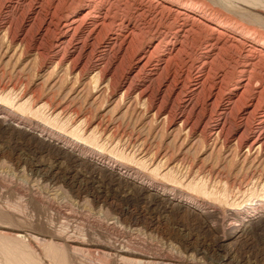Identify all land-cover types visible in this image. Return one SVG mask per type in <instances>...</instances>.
I'll use <instances>...</instances> for the list:
<instances>
[{"label": "rangeland", "instance_id": "374dc122", "mask_svg": "<svg viewBox=\"0 0 264 264\" xmlns=\"http://www.w3.org/2000/svg\"><path fill=\"white\" fill-rule=\"evenodd\" d=\"M174 1L196 18H176L178 13L169 4ZM77 11L88 20L71 31L67 43L57 46L63 32L53 26ZM102 16L111 17L112 33H128L130 19H136L142 31L136 32L129 47L118 35L113 50L104 47L106 52L105 44L88 38ZM50 21L52 28L45 29ZM177 26L189 33L185 51L168 60L166 71H155L158 60L167 58L164 42L174 37ZM210 26L221 27L223 35L209 31ZM242 29L264 40V0H0V122H25L18 123L22 129H0V264H264V226L246 229L248 223H243L246 212L260 204L264 212V148L248 147L259 132L264 133V123L258 122L264 117V51L249 47L253 38L243 40L246 44L234 41ZM215 37L224 47L206 75L209 84L192 98L195 108L185 107L183 87L201 64V44ZM148 49L153 54L142 70L144 60L136 63L135 56ZM245 55L256 69L250 71L247 92L233 97L240 77L236 63L240 65ZM212 83L219 88L213 90ZM229 101L234 105L230 103L233 110L227 111L223 123L227 136L217 137L219 106ZM181 111L190 118L192 131L174 120ZM40 133L78 149L81 156L112 161L177 198H192L204 206L205 214L195 220L170 210L165 201L97 183L102 176L85 169L81 156L42 140ZM16 158L21 160L19 167ZM33 164L45 173L57 172V179L34 174L29 168ZM79 182L85 187L80 196ZM97 191L107 201L96 204ZM114 205L132 220L123 222ZM240 229L241 237L234 238ZM183 241H189L190 249L185 250ZM118 249L129 254L120 256Z\"/></svg>", "mask_w": 264, "mask_h": 264}, {"label": "bare ground", "instance_id": "6f19581e", "mask_svg": "<svg viewBox=\"0 0 264 264\" xmlns=\"http://www.w3.org/2000/svg\"><path fill=\"white\" fill-rule=\"evenodd\" d=\"M172 1V0H171ZM19 2V1H18ZM158 2H160V1H158ZM162 2V1H161ZM160 2V3H161ZM13 3V2H12ZM20 3V2H19ZM89 3V2H88ZM165 3V2H164ZM189 3V2H188ZM165 4H167L168 5V3H165ZM170 5H171V8H173L174 10H176L177 12L175 13V14H177L176 16V18H178V16H181V18L183 17L182 15H186L187 16V18L188 17H191L192 19H194V18H196V17H194V15H192V14H190L189 12H187L188 10H186L185 8H183L182 6L184 5V4H182V3H180V2H178V1H174V3H169ZM84 5H85V3H84ZM169 5V6H170ZM188 5V4H187ZM17 6H18V4H17ZM164 6V5H163ZM187 7V6H186ZM191 7V6H190ZM17 8V7H16ZM93 8V7H92ZM166 8V7H165ZM168 8V7H167ZM193 8V7H192ZM198 8V7H197ZM95 9V8H94ZM100 9V8H99ZM124 10V9H123ZM172 10V9H171ZM190 10V9H189ZM15 11V10H14ZM34 11V10H33ZM36 11V10H35ZM81 11V10H80ZM87 11V10H86ZM108 11V10H107ZM11 12V11H10ZM38 12V11H37ZM89 12V11H88ZM91 12V11H90ZM89 12V13H90ZM132 12V11H131ZM199 12V11H198ZM40 13V12H39ZM38 13V14H39ZM77 14L75 15V16H73L70 20L68 19L67 20V18L66 19H60V20H58L57 22H58V24H56V25H54L53 27H59L60 29H61V31L63 32V36L61 37V40L59 41H56L57 42V46H59L60 44H63V43H67V41H68V39H70V37L67 39V41H66V38L68 37V35L71 33V31L72 30H74L75 31V29H77L79 26H78V24L79 23H83V22H86L87 20H88V18L87 17H85L84 15H83V17H81V15H79L78 14V11L76 12ZM87 13V12H86ZM95 13V12H94ZM98 13V12H97ZM93 14V13H92ZM107 14V13H106ZM36 15H37V13H36ZM35 15V17H37ZM91 15V14H90ZM108 15V14H107ZM87 16H89V15H87ZM95 16H97V15H95ZM133 16H134V14H133ZM140 16V15H139ZM70 17V16H69ZM110 17V16H109ZM137 17V16H136ZM194 17V18H193ZM64 18V17H63ZM94 18V17H93ZM97 18V17H96ZM172 18V17H171ZM185 18V17H184ZM32 19V18H31ZM35 19V18H34ZM34 19H33V22H34ZM110 19H111V17H110ZM110 19H108V18H106L105 16L103 17L102 16V18L100 19V21L98 22V23H94V28H92V31H93V34H95V35H93V34H91L90 36H88V38H91V39H93L94 41H96L97 40V42L99 43V41H100V45L101 44H105V45H102L103 46V48L104 47H107V48H109V50H111L110 48H112V50H113V46H115L116 44H117V42H118V35H122L123 37H124V40H123V44L125 45V46H130V44L132 43V42H134V40L136 39L135 38V34H136V32H140V31H142V29H141V27H140V24H138V22H136V19H135V22H131V19H130V21H128L126 24H127V27L129 28V29H127V30H129V32L128 33H126L125 35H123V34H118V33H112L113 32V25H111L112 24V21L110 20ZM114 19V18H113ZM189 19V18H188ZM191 19V20H192ZM24 20V19H23ZM30 19H28V21H29ZM52 20V19H51ZM115 20V19H114ZM175 20V19H174ZM178 20V19H177ZM195 20H197V19H195ZM53 21V20H52ZM52 21H50V22H48V24H47V27L45 28V29H51L52 28V25H51V22ZM92 21V20H91ZM95 21H97V20H95ZM57 22H55V23H57ZM194 21H192V23H193ZM152 23V22H151ZM186 23H187V21H186ZM194 23H196V22H194ZM203 23V22H202ZM31 24H33V23H31ZM84 24V23H83ZM108 24H110L109 25V27H106ZM188 24V23H187ZM206 24V23H205ZM205 24H204V27H206L205 26ZM11 25L12 24H10V27H11ZM82 25V24H81ZM89 25V24H88ZM115 25V24H114ZM119 25H121V24H119ZM185 25V20H184V24H183V26ZM23 26V25H22ZM78 26V27H77ZM110 26H112V27H110ZM190 26V25H189ZM202 26H203V24H202ZM21 27V26H20ZM117 27V26H116ZM178 27V26H177ZM198 27V26H197ZM210 27H212V26H210ZM9 28V27H8ZM7 28V29H8ZM28 28H30V27H28ZM40 28V27H39ZM43 28V29H44ZM59 28H58V30H59ZM170 28V27H169ZM189 28V27H188ZM208 28H209V25H208ZM221 27H212V28H210L209 29V31H211V30H213L214 31V33H215V31H217L218 29H220ZM42 29V30H43ZM44 29V30H45ZM115 29V28H114ZM119 29V28H118ZM149 29V28H148ZM168 29V28H167ZM191 31H192V29L191 28H189ZM207 28H205V30H206ZM240 29V28H239ZM83 30V29H82ZM120 30V29H119ZM119 30H118V32H119ZM122 30V29H121ZM12 31H13V29H12ZM25 31V30H24ZM46 31V30H45ZM74 31H72V32H74ZM88 31V30H87ZM91 31V32H92ZM115 31V30H114ZM123 31V30H122ZM147 31V30H146ZM188 30H186L184 27L182 28V27H178L176 30H175V32H174V37H172L171 39L170 38H167L165 41L166 42H164V43H166L165 44V47H166V49H167V58H166V60H164V58L165 57H163L161 60H158V62H157V65H156V67L154 68L155 69V71H160V72H162L163 71V69H165V68H167L166 66H167V64L169 63V61L168 60H170V58L171 57H173L174 55H180V53H184V51H185V48H186V45H185V43L187 42V40H188V35H189V33L187 32ZM212 31V32H213ZM225 31V30H224ZM224 31H222V32H224ZM239 31V33H240V35H239V37L237 36V37H235V36H233V40L234 41H238V42H243V40H248V38H253V42L251 43L252 45L251 46H249V47H251L252 49H255V47H258L259 49H261V50H263L264 51V40H261V39H259V38H257V37H254L253 36V34H251V32H249V31H247V30H238ZM27 32V31H26ZM41 32V31H40ZM47 32V31H46ZM89 32L90 31H88V34H89ZM126 32V31H125ZM173 32V31H172ZM193 32V31H192ZM218 33L220 32L219 30L217 31ZM8 33V32H7ZM123 33H124V31H123ZM158 33V32H157ZM82 34V33H81ZM165 34V33H164ZM213 34V33H212ZM220 34V33H219ZM224 34H225V32H224ZM227 35H228V33H226ZM255 34V33H254ZM9 35V34H8ZM72 35V34H71ZM139 35V34H138ZM211 35V34H210ZM220 35H223V33L222 34H220ZM60 36V35H59ZM101 36V37H100ZM140 36V35H139ZM171 36V35H170ZM13 37V36H12ZM75 37V36H74ZM73 37V38H74ZM216 37H218V36H216ZM215 37V38H216ZM227 37V36H226ZM80 38V40L79 41H81V36L79 37ZM87 38V37H86ZM122 38V37H121ZM190 38V37H189ZM40 39V38H39ZM85 39V38H84ZM90 39V40H91ZM157 39V38H156ZM160 39V38H159ZM199 39V38H198ZM210 39V38H209ZM208 39V41H206V42H204L205 44H201V46H204V47H202L203 48V53L201 54V56H200V58H199V60H200V62H201V64L197 67V68H195L194 70V72H195V75H194V77H193V80L192 81H190V82H188L186 85L183 83V85H185V87H183L184 88V91L187 93V95H185V97H184V99H185V101H184V106L185 107H188V106H190L192 103V98L193 97H195L194 95H197L199 92H201V90L202 91H204L205 89V84H206V82H208V81H206V79H207V77H206V75H209L210 74V72H209V70H211L212 68H210L211 67V63L213 62V60H214V58L215 57H217V51L219 50V53H220V50L222 49V47H224V43H222L218 38H216V39H214V40H209ZM224 39V38H223ZM24 40V39H23ZM37 40V39H36ZM54 40H55V38H54ZM76 40V39H75ZM83 40V39H82ZM86 40V39H85ZM22 41V40H21ZM43 41V40H42ZM87 41V40H86ZM138 41V40H137ZM151 41H152V39H151ZM191 41V40H190ZM74 42V41H73ZM93 42V41H92ZM139 42V41H138ZM160 41L158 40V43H159ZM247 42V41H246ZM75 43V42H74ZM78 43V42H77ZM80 43V42H79ZM84 43V42H83ZM82 43V44H83ZM122 43V42H121ZM152 43V42H151ZM161 43V42H160ZM228 43V39H226V42H225V44H227ZM235 43V42H234ZM244 43V42H243ZM242 43V44H243ZM247 43H249V42H247ZM72 44V43H71ZM76 44V43H75ZM89 44V43H88ZM229 44H231V43H229ZM241 44V45H242ZM244 44H246V43H244ZM24 45V44H23ZM56 45V44H55ZM74 45V44H73ZM120 45V44H119ZM122 45V44H121ZM149 45V44H148ZM161 45V44H160ZM159 45V46H160ZM231 45H233V44H231ZM54 46V45H53ZM62 46V45H61ZM64 46V45H63ZM80 46H81V44H80ZM123 46V45H122ZM128 46V47H129ZM222 46V47H221ZM236 46V45H235ZM242 46H244V45H242ZM51 47V46H50ZM66 47H67V44H66ZM69 47V46H68ZM72 47V46H71ZM75 47H77V46H75ZM74 47V48H75ZM82 47V46H81ZM80 47V48H81ZM136 47V46H135ZM149 47V46H148ZM153 47V46H152ZM164 47V46H163ZM226 47V46H225ZM227 47H229V48H231L230 46H227ZM226 47V48H227ZM52 48V47H51ZM61 48V47H60ZM102 48V49H103ZM127 48V47H126ZM134 48V47H133ZM226 48H224L223 49V51H225L226 50ZM229 48H227V50L229 49ZM233 48V47H232ZM235 48V47H234ZM240 48H241V50L240 51H242V48L243 47H241L240 46ZM66 49V48H65ZM118 49V48H117ZM163 49V48H162ZM57 50V49H56ZM63 50V49H62ZM72 50V49H71ZM79 50V49H78ZM103 50H105L106 51V49L104 48ZM244 50V49H243ZM248 51H250L249 49H247ZM246 50V51H247ZM256 50V49H255ZM53 51V50H52ZM55 51V50H54ZM53 51V52H54ZM125 51H126V49H125ZM146 52H149L148 54L149 55H147V53L146 52H143V53H141V54H135L136 56H135V58H136V63H140L142 60H144V62L142 63V65H143V68H142V66L140 65V67L139 68H142V70L146 67V64L147 63H149L150 62V58L152 57V55L151 54H153V50L151 51L150 49H148V50H145ZM157 51V50H156ZM245 51V50H244ZM60 52V51H59ZM106 52H109V51H106ZM226 52V51H225ZM257 52V51H256ZM255 52V53H256ZM37 53V52H36ZM71 53V52H70ZM182 53V54H183ZM222 53V52H221ZM240 53V52H239ZM246 53V52H245ZM264 53V52H263ZM81 54V53H80ZM104 54V53H103ZM121 54V53H120ZM166 54V53H165ZM223 54V53H222ZM248 54V53H247ZM246 54V55H247ZM57 55V54H56ZM72 55V54H71ZM75 55V54H74ZM119 55V54H118ZM159 55V54H158ZM178 55V56H179ZM243 55V54H242ZM246 55H245V57H246ZM248 55H250V53L248 54ZM102 56V55H101ZM150 56V57H149ZM238 56H240V55H238ZM237 56V57H238ZM62 57V56H61ZM100 57V56H99ZM103 57V56H102ZM218 57H220V56H218ZM244 58L243 56H240V58ZM249 57H251V56H249ZM253 58V57H252ZM99 59V58H98ZM101 59V58H100ZM181 59V58H180ZM183 59V58H182ZM73 60V59H72ZM79 60V59H78ZM92 60V59H91ZM215 60H217L216 58H215ZM252 59L251 58H248V56L246 57V59L242 62V63H240V65L239 64H237L236 63V71H237V73L239 74V78H238V80L235 82V84L233 85V94H234V96L233 97H237L238 96V98L239 97H241V96H243L244 94H245V92H247V90L249 89V87H250V85H249V81H250V71H252L251 69L253 68V64H254V62H252L251 61ZM71 61V60H70ZM69 61V62H70ZM75 61H76V59H75ZM103 61V60H102ZM105 62V61H104ZM253 63V64H252ZM70 64V63H69ZM84 64V63H83ZM86 64V63H85ZM109 64V63H108ZM262 64H263V62H262ZM175 65V64H174ZM256 65V64H255ZM99 66V65H98ZM101 66V65H100ZM154 66V65H153ZM214 66V65H213ZM263 66V65H262ZM85 67V66H84ZM169 67V66H168ZM256 66H254V69H256L255 68ZM260 67V66H259ZM95 68V67H94ZM219 68V67H218ZM234 68V67H233ZM234 68V69H235ZM100 69H102V68H100ZM132 69V68H131ZM150 69V68H149ZM169 69V68H168ZM97 70V69H96ZM81 71V70H80ZM133 71V70H132ZM165 71H166V69H165ZM149 72V71H148ZM153 72H154V70H153ZM225 72V71H224ZM223 72V73H224ZM254 72V71H253ZM252 72V73H253ZM106 73V71H105V69L104 70H100V72H99V74L102 76V75H104ZM156 73V72H155ZM159 73V72H158ZM209 73V74H208ZM256 73V72H255ZM167 74H168V72H167ZM123 75H126V74H123ZM160 75V74H159ZM165 75V74H164ZM128 76V75H127ZM153 76V75H152ZM130 77V76H129ZM172 77H174V76H172ZM226 77V76H225ZM153 78H154V76H153ZM155 78H156V76H155ZM175 78V77H174ZM253 78V77H252ZM120 79V78H119ZM124 79V78H123ZM122 79V80H123ZM131 79V78H130ZM237 79V78H236ZM246 79H247V81H246ZM167 80V79H166ZM173 80V79H172ZM208 80V79H207ZM153 81H154V79H153ZM119 82V81H118ZM127 82H129V81H127ZM162 82V81H161ZM220 82H222L221 80H220ZM160 83V82H159ZM208 84H209V82H208ZM164 85V84H163ZM166 85V84H165ZM213 85V86H212ZM212 89L213 90H216L217 88H219L218 87V85L219 84H213L212 83ZM170 86H171V84H170ZM187 86V87H186ZM210 86V85H209ZM172 87V86H171ZM146 88V87H145ZM164 88V87H163ZM182 88V87H181ZM207 88V87H206ZM125 89V88H124ZM127 89H129V88H127ZM126 89V90H127ZM131 89V88H130ZM158 89V88H157ZM165 89H167V88H165ZM174 89V88H173ZM178 89V88H177ZM204 89V90H203ZM125 90V91H126ZM171 90V89H170ZM140 91H142V89L140 90ZM161 91V90H160ZM164 91L165 90H163L162 92L164 93ZM181 91V90H180ZM211 91V90H210ZM250 91V90H249ZM255 91V90H254ZM127 92V91H126ZM130 92V91H129ZM146 92V91H145ZM170 92V91H169ZM214 92V91H213ZM140 93V92H139ZM178 93H180V92H178ZM230 93H232V92H230ZM262 93V92H261ZM126 94V93H125ZM129 94V93H128ZM177 94V93H176ZM210 94V93H209ZM217 94V93H216ZM232 94V95H233ZM260 94V93H259ZM138 95V94H137ZM179 94H177V96H178ZM184 95V94H183ZM231 95V96H232ZM140 96H144V93H143V91L140 93ZM154 96V95H153ZM156 96V95H155ZM169 96V95H168ZM198 96V95H197ZM197 96H196V99H198L197 98ZM209 96H212V94H210ZM150 97V96H149ZM176 97V96H175ZM182 97V96H181ZM208 97V96H207ZM216 97H217V95H216ZM232 97V98H233ZM254 97V96H253ZM148 98V97H147ZM146 98V99H147ZM154 98V97H153ZM162 98H163V95H162ZM178 99H180V98H178ZM210 99V103H212V101L214 100L213 99V96L212 97H210L209 98ZM229 99V98H228ZM241 99V98H240ZM199 100V99H198ZM204 100V99H203ZM243 100V99H242ZM252 100V99H251ZM260 100V99H259ZM148 101H150V100H148ZM147 101V102H148ZM173 101H176V99L175 100H173ZM179 101V100H178ZM217 101V100H216ZM231 101V100H230ZM229 101V104H227V105H224L223 103H222V105H220L219 106V110L221 109V111H220V113H219V115L217 116L218 117V120L216 121V123L214 124L215 126H216V133H217V137H221V136H225V130H224V122L225 121H227L226 120V117L225 116H227L226 114H227V111L230 109V102ZM232 101H233V99H232ZM236 101V100H235ZM177 102V101H176ZM224 102V101H223ZM228 102V101H227ZM250 102V101H249ZM149 103H151V102H149ZM171 103V102H170ZM236 103V102H235ZM244 103V102H243ZM181 104V103H180ZM202 104V103H201ZM231 104H233V103H231ZM251 104V103H250ZM249 104V105H250ZM257 104H258V102H257ZM151 105V104H150ZM234 105V104H233ZM199 106V105H198ZM204 106H205V104H204ZM213 106H214V102H213ZM216 106V105H215ZM244 106H246V105H244ZM191 107L192 108H195L194 107V105L192 104L191 105ZM251 106H248V108H246V111H248L249 110V108H250ZM191 108V109H192ZM202 108V107H201ZM215 108V107H214ZM188 109V108H187ZM190 109V108H189ZM197 109V108H196ZM207 109V108H206ZM211 109H213V108H211ZM232 109V108H231ZM230 109V110H231ZM158 110H159V108H158ZM161 110V109H160ZM183 110H185V109H183ZM233 110V109H232ZM164 111V110H163ZM171 111V110H170ZM188 111V110H187ZM190 111H192V110H190ZM194 111V110H193ZM199 111V110H198ZM205 111V110H204ZM256 111V110H255ZM158 112V111H157ZM161 112V111H160ZM174 112V111H173ZM182 112V113H181ZM180 113L181 114H179V115H176L175 117V119L174 120H177V121H180L181 122V124H182V126L184 127V128H187V127H189L190 128V130L192 131V129H194L193 128V125L190 127V123H189V120H190V118L188 117V115H185V112L184 111H181ZM197 112V111H196ZM201 111H199L198 113H200ZM202 112H203V110H202ZM231 112V111H230ZM171 113V112H170ZM176 113V112H175ZM188 113H189V111H188ZM191 113V112H190ZM216 113V112H215ZM214 113V111H213V114H215ZM245 113V112H244ZM251 113V112H250ZM157 114V113H156ZM160 115H161V113H159ZM156 115V116H160V115ZM163 114V113H162ZM193 114V113H192ZM203 114V113H202ZM212 114V113H211ZM218 114V113H217ZM263 114H264V112H263ZM173 115V114H172ZM197 115V114H196ZM199 115V114H198ZM230 115V114H229ZM243 115V114H242ZM247 115V114H246ZM249 115V114H248ZM213 116V115H212ZM260 116V115H259ZM164 117H166V116H164ZM169 117V116H168ZM200 117V116H199ZM210 117V116H209ZM244 117V116H243ZM1 118V117H0ZM193 118V117H192ZM223 118H224V120H223ZM8 119V118H7ZM169 119V118H168ZM167 119V120H168ZM196 119H197V117H196ZM207 119H209L208 117H207ZM211 119V118H210ZM209 119V120H210ZM232 119V118H231ZM243 119V118H242ZM5 120V119H4ZM209 120H206L207 121V123H208V121ZM222 120H223V122H222ZM259 120L260 121H258L259 122V126L260 125H262V123H264L263 121H264V117H260L259 118ZM16 121H17V123H15V124H12L11 122H8V121H4L3 123L2 122H0V129L2 130V131H10V129H22V128H24V126L21 124V126H19L18 125V123H23V124H25V122H23V121H19V119H16ZM170 121V120H169ZM172 121V120H171ZM191 121V120H190ZM198 122H199V119H198ZM204 122V121H203ZM211 122V121H210ZM209 122V123H210ZM176 123V122H175ZM196 123V122H195ZM206 123V122H205ZM208 123V124H209ZM245 123V122H244ZM167 124V123H166ZM193 124V123H192ZM196 124H198V123H196ZM230 124V123H229ZM204 125V124H203ZM199 126V125H198ZM214 126V127H215ZM194 127H195V125H194ZM208 127V126H207ZM264 127V126H263ZM188 128V129H189ZM200 128H202V126L200 127ZM227 129V128H226ZM25 130V132H27L28 134L29 133H31L32 134V132H31V130L30 129H24ZM197 130V129H196ZM237 130V129H236ZM194 131V130H193ZM228 131V130H227ZM227 131H226V133H227ZM263 131V130H262ZM204 132H205V130H204ZM211 132V131H210ZM231 132V131H230ZM243 132V131H242ZM13 133V132H12ZM43 133V132H42ZM192 133V132H191ZM203 133V132H202ZM205 135H206V133H204ZM203 134V135H204ZM240 134V133H239ZM242 134V133H241ZM33 135V134H32ZM202 134L200 133V136H201ZM209 135V134H208ZM211 135V134H210ZM38 137H41V138H43L42 140H44V141H46V142H48V143H50V144H53V145H58V146H60V147H62V148H65L66 150H68L69 152H72V153H75V154H77V156H81V153L80 152H78L79 150L78 149H75V148H72V146L70 147L69 145L68 146H66L65 147V145L64 144H62V141H60V139H56L53 135H50V134H39V135H37ZM227 136V135H226ZM225 136V137H226ZM243 136H244V134H243ZM206 137V136H205ZM209 137V136H208ZM229 137V136H228ZM228 137H227V139H228ZM238 137V136H237ZM248 137V136H247ZM216 138V137H215ZM214 138V139H215ZM243 138H245V137H243ZM242 138V139H243ZM253 138V137H252ZM223 139V138H222ZM238 139V138H237ZM236 139V140H237ZM244 140V139H243ZM66 142V141H65ZM250 142V141H249ZM67 143V142H66ZM215 143V142H214ZM221 143V142H220ZM236 143H237V141H236ZM248 143V142H247ZM243 144V143H242ZM222 145V144H221ZM238 146H239V143L237 144ZM249 148H250V150L252 151V149L254 150V148L255 147H257L256 149H263L264 148V133L262 134V133H260L259 132V134H257V136L252 140V142H250V145L248 146ZM67 151V152H68ZM260 151V150H259ZM2 154V151L0 150V155ZM67 155V154H66ZM83 159H84V162H81V164L82 165H84V168L85 169H89L90 170V172H92L93 174H97V173H99L102 177H99V178H101V180H99L97 183H100V184H102V183H107L109 186L110 185H114V184H116V185H118V186H122L123 188H125V189H130L131 191H132V194L133 195H135V196H138V197H144V196H148V197H151V198H153V200H162V201H165L166 203H167V205L166 206H168V208H170V210H173V209H176V212H177V214H188L189 216H192L195 220H200L201 218H202V216H203V214H205L204 213V206L203 205H201V204H199L197 201H195V200H193L192 198H186V197H180V198H177V196H176V194L174 193V192H172V191H169V190H167V189H165V188H163V187H160L159 185H157L156 183H153V182H151V181H149L148 179H145V178H140L139 176H138V174H136V173H132L131 171H129V170H124L123 168H121V167H118L115 163H113L112 161H109V160H107V159H101V158H98V157H96V156H86V155H84V156H81ZM69 158V157H68ZM81 158V159H82ZM17 159V158H16ZM15 159V165L16 166H20L21 165V160L18 158L17 160ZM76 159V158H75ZM79 160V159H78ZM34 163V162H33ZM76 164V163H75ZM39 165V164H38ZM79 165V164H78ZM29 168H30V170H31V172H33L34 174H36V175H38V176H42V177H49V179L50 180H56L57 179V176H58V173L57 172H55V171H49V172H47V173H45V172H43L44 170L42 169V167H40V166H37L36 164L34 165H30L29 166ZM30 172V171H29ZM88 174H90V173H88ZM103 174V175H102ZM99 176V175H98ZM67 177V176H66ZM85 177V176H84ZM82 178V177H81ZM81 178H79V179H81ZM47 180V179H46ZM68 180H69V178H68ZM67 180V181H68ZM66 181V180H65ZM51 182V181H50ZM83 182V181H82ZM82 182H79L80 184H79V186H77V189H76V192H77V195L78 196H80L83 192L82 191H84L83 189L85 188H83V183ZM88 184V183H87ZM85 185V184H84ZM87 186V185H86ZM116 187V186H115ZM96 189H97V187H96ZM93 190V189H92ZM129 190V191H130ZM118 191V190H117ZM75 193V192H74ZM107 193V192H106ZM117 193V192H116ZM126 193V192H125ZM128 193H130V192H128ZM127 194V193H126ZM131 194V195H132ZM117 195V194H116ZM132 195V196H133ZM179 197V196H178ZM93 199H94V202L96 203V204H99V203H103L104 201H107L106 199V197H104V196H102L100 193H99V191H97V192H93ZM145 199V198H144ZM110 202V201H109ZM164 202V203H165ZM111 203V202H110ZM114 203V202H113ZM112 203V204H113ZM160 203V202H159ZM95 204V205H96ZM102 205V204H101ZM109 205V204H108ZM115 207H114V211H117L118 213H119V215H120V218H121V220L123 221V222H126L127 223V221H131L132 219L131 218H129V216H128V213H127V211H125V210H122V209H117L116 207V205H114ZM119 207V206H118ZM255 207V206H254ZM261 207H263L261 204H260V206L258 207V208H253V209H251L250 211H248V212H246V214H245V216H244V218H243V223L244 222H246V223H248V225H244L245 226V228L246 229H259V228H263V226H264V212H263V209H260ZM121 208V207H120ZM169 210V211H170ZM181 214V215H182ZM136 215V214H135ZM187 216V215H186ZM182 217V216H181ZM112 219V218H111ZM116 219V218H115ZM117 220V219H116ZM115 221V220H114ZM113 221V222H114ZM117 223H119V222H117ZM122 223V222H121ZM131 223V222H130ZM242 223V224H243ZM115 224V223H114ZM114 224H112V225H114ZM111 225V226H112ZM119 225V224H118ZM124 225V224H123ZM123 227V226H122ZM239 227V226H238ZM240 228V227H239ZM112 229V228H111ZM155 229V228H154ZM261 229H259V230H261ZM119 230V229H118ZM241 229L238 231V232H236L235 234H234V238H240L241 237ZM168 232V231H167ZM243 232V231H242ZM248 234V233H247ZM168 236V235H167ZM244 236V235H243ZM20 237V236H19ZM62 239V238H61ZM182 244H183V246H184V248H185V250H187V249H190V243H189V241H183L182 242ZM201 249V248H200ZM205 249V248H204ZM89 251V250H88ZM116 253L117 254H119L120 256H127V254H129V252H126L125 250H123V249H118V250H116ZM131 253V252H130ZM85 254V253H84ZM182 256V255H181ZM119 260V259H118ZM123 260V259H122ZM134 261V260H133ZM137 261H138V259H137ZM135 262V261H134ZM139 262H141V261H139Z\"/></svg>", "mask_w": 264, "mask_h": 264}]
</instances>
